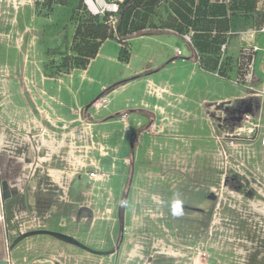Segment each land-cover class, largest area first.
Returning <instances> with one entry per match:
<instances>
[{
	"label": "rangeland",
	"instance_id": "rangeland-1",
	"mask_svg": "<svg viewBox=\"0 0 264 264\" xmlns=\"http://www.w3.org/2000/svg\"><path fill=\"white\" fill-rule=\"evenodd\" d=\"M21 3L0 1V177L14 190L4 205L8 244L60 224L75 240L108 245L110 250L100 252L114 254H89L53 236L26 238L13 247V264L54 259L70 264L62 253L75 256L79 264H264V73L259 77L256 52L248 80L247 56L241 51L224 54L229 59L220 75L212 66L196 65L197 72L201 68L213 74L225 87L221 100L226 101L210 95L208 102L206 94H199L203 82L197 79L189 117L177 127H162L140 111L130 113L136 102L114 120L96 123L90 107L63 102V94L75 90L77 77L91 62L81 57L89 48L82 0ZM163 6L148 20L159 24L165 19ZM242 33L230 30L224 44ZM114 40L119 58L114 59L112 80L89 105L96 109L110 102V87L124 94L125 86L132 85L138 93L139 83L131 82L145 74L139 63L130 65V45ZM127 92L133 95L131 89ZM164 138L168 145L161 148ZM196 148L200 153L195 154ZM70 152L80 164H70ZM76 182L83 186L75 193ZM85 209H93L94 216ZM34 217L41 228L47 218V228H35ZM123 241L127 254L121 249L118 256Z\"/></svg>",
	"mask_w": 264,
	"mask_h": 264
},
{
	"label": "crops",
	"instance_id": "crops-1",
	"mask_svg": "<svg viewBox=\"0 0 264 264\" xmlns=\"http://www.w3.org/2000/svg\"><path fill=\"white\" fill-rule=\"evenodd\" d=\"M231 30H242L243 33L237 41L233 40L228 45L227 53L237 55L246 46L255 47L257 56L256 69L258 74L260 75L259 77H262L264 73V33L261 32L259 33L260 35L257 32L252 33L250 27H248V25L242 19H236V22H233ZM21 43L22 40L18 42V48H21ZM128 43L132 48V56L129 61L130 65L139 63L140 66L138 67V69L141 70V73L145 74L136 77V81H133V79L135 78H131L129 80L118 82L112 85V87L121 84L124 85L131 81H133L131 82V84H134V82H138V85L140 87L138 93L133 88H130L132 87V85L129 87L125 86L126 92L124 94H121L116 90H112L113 88L110 87V102L108 101L109 103L106 107H103L102 109H96L95 105L89 106L100 95L101 86H105L109 83L110 80H112L111 75L113 74L116 68V63L114 59L115 57L119 58V44L114 39H108L100 46L96 57L91 60L87 70L82 71V73L79 74V76L77 77L78 81L77 83H75V90L73 92L63 94V102L66 105H69L68 101L72 102L70 103V105H75V103L80 102L81 104H84L85 110L90 107V117H94L95 120L97 119L98 121H96V123L104 122L110 118H112L111 120H114L115 118L113 117L115 115L127 111L129 103L136 102L138 106L130 108V113L140 111L146 113L149 116H154L155 122H159V125L162 127H177L180 125V123L185 122L184 119L187 120V118L189 117V114L191 112L190 103L194 101L195 95L198 93L197 79L203 82V91H200L199 94H206L207 99H209V101L204 99L205 103L206 101L211 102L209 98L210 95L219 96L220 101L218 102L226 101L221 100L222 94L225 91V87L220 84L219 80L213 78V74L207 73L201 68H198V72L196 71V65L200 66L199 61L197 59L196 51L190 44L185 41L183 36H180L170 30L146 29L140 35L129 39ZM115 44L118 46V49L115 47ZM178 52H180L181 54L178 55ZM258 63L260 64L258 65ZM216 77L221 78L217 75ZM256 80L257 78L255 76V81ZM68 87L69 84L66 83L65 88H67V91ZM88 87H94L95 90H86ZM128 89H131V93H133L131 97L129 96L131 94L127 92ZM153 90L155 92H153ZM169 105L171 109L167 108ZM203 109L204 108H202V115L206 114L205 110ZM169 112L171 113L172 117H168V115L166 114ZM142 119L146 121V117H143ZM154 120L151 121L154 122ZM96 123H94V125ZM168 141L169 138L161 139V142H159L161 148L164 147L162 146L163 144H165L166 147L168 145ZM195 151V154L200 153L198 148H196ZM71 181H74V176L71 178ZM77 182L73 187V192L75 193L82 189L83 186L82 183ZM58 187L59 189H64V191H66L67 189L61 185H59ZM63 193H65V197L67 198H64L62 200H64V202H67L68 194L67 192ZM86 204L88 209H90V207H93V203L91 201L87 202ZM31 205L35 207L36 200H34V203ZM88 209H85V211L88 212L87 214L93 217V209ZM51 213L53 212L51 211ZM36 217H34L33 220L40 221V219ZM86 217L88 218V216ZM45 220L47 222V218ZM95 221L96 219L93 220V225ZM46 222L45 224L43 223L44 226L41 229L47 228ZM59 226L64 225L59 224ZM59 226L49 228L48 231L62 233L74 239L77 238L74 234L62 231ZM45 237L50 236H33L29 237V239H39ZM80 242L89 246V248L91 247V249L96 251L110 250V247L108 245L107 247H103L99 245L94 246L93 244H89L84 241ZM118 246V256H120L123 252L124 253L122 255H126L127 253L125 250L127 248V245L125 241H123V243L121 245L119 244ZM121 249L122 252L120 253ZM30 250L32 251L33 248H31ZM66 251L73 253V251L69 248H67ZM59 256L61 258H64L65 260H68L70 264H73L72 259L74 260V264L75 262L76 264L80 263L79 259H75V256L74 258L71 255L65 253H62ZM41 258L42 257H38L36 258V260ZM83 258L85 257H80V259ZM98 263V261L94 262L93 260H91V262H89L88 264Z\"/></svg>",
	"mask_w": 264,
	"mask_h": 264
},
{
	"label": "trees",
	"instance_id": "trees-1",
	"mask_svg": "<svg viewBox=\"0 0 264 264\" xmlns=\"http://www.w3.org/2000/svg\"><path fill=\"white\" fill-rule=\"evenodd\" d=\"M162 5L166 7L162 11L165 19L159 24L152 23L148 20L149 16L159 11ZM84 13L88 17L83 24L84 39L88 41L85 47L89 45V48L81 57L88 61L87 64L108 39H117L126 45L129 39L146 29H161L180 36L189 35L199 64L205 69L212 66L218 75L223 74V64L229 59L222 57L220 48L226 36L230 35L234 20L240 17L252 28L264 27V0H130L121 8L116 30L111 28L106 18ZM212 50L216 56H213ZM252 52L241 50V55L247 56L246 73L252 61Z\"/></svg>",
	"mask_w": 264,
	"mask_h": 264
},
{
	"label": "built area",
	"instance_id": "built-area-1",
	"mask_svg": "<svg viewBox=\"0 0 264 264\" xmlns=\"http://www.w3.org/2000/svg\"><path fill=\"white\" fill-rule=\"evenodd\" d=\"M2 1V0H0ZM20 1V5L21 0ZM130 0H82V5H83V9L86 13H88L91 16H98L100 18H106L107 23L111 26L112 29L116 30L118 23H119V16L121 13V8ZM250 30L252 31V33H256L257 30L252 28L251 26ZM259 31H261L262 33H264V27L261 28ZM185 41L191 45V38L189 35H185L183 36ZM228 49V44H223L220 48V53L222 54V57H224V54L227 52ZM244 50L248 51L251 50L253 52H256V48L253 46H246L243 48ZM178 54L180 55L181 53L178 52ZM253 67H254V60H252L250 62V64L248 65V70H247V75L245 76V79H250L252 78L253 75ZM218 75V74H217ZM102 103L105 104L107 103L106 99L102 100ZM262 145L264 146V139L262 140ZM71 154V152H70ZM74 152H72V154L70 155V164L72 166H76L78 164H80V162H78V160L76 159V157H74ZM91 177L96 178L97 175L96 174H91ZM40 221L38 220H33V225H35V228H41L40 227ZM11 255V254H10ZM9 255V263L13 264L12 260H11V256ZM54 260H45V261H36L33 264H54Z\"/></svg>",
	"mask_w": 264,
	"mask_h": 264
},
{
	"label": "water",
	"instance_id": "water-1",
	"mask_svg": "<svg viewBox=\"0 0 264 264\" xmlns=\"http://www.w3.org/2000/svg\"><path fill=\"white\" fill-rule=\"evenodd\" d=\"M13 197H14V192L11 188L10 182L8 181V179H2L0 177V214L2 213L4 215V205L7 201L11 200ZM41 235L53 236L59 238L93 255L108 256L114 254V252L95 251L68 235L58 232L48 231V230H36L23 234L20 236V238H18V240L14 243L13 246H10L8 244V236H7V229L5 222L4 220L2 221L0 220V264H10L9 255L11 254V251L16 243L29 237L41 236ZM54 264H61V263L55 261Z\"/></svg>",
	"mask_w": 264,
	"mask_h": 264
},
{
	"label": "bare ground",
	"instance_id": "bare-ground-1",
	"mask_svg": "<svg viewBox=\"0 0 264 264\" xmlns=\"http://www.w3.org/2000/svg\"><path fill=\"white\" fill-rule=\"evenodd\" d=\"M0 141H1V140H0ZM36 163H37V162H36ZM27 168H29V167L27 166ZM31 169H32V168H31ZM31 169H30V170H31ZM10 185H11V184H10ZM11 188H12V190H13V187H12V186H11ZM13 192H14V190H13ZM0 220H1V221L3 220V214H2V213L0 214Z\"/></svg>",
	"mask_w": 264,
	"mask_h": 264
},
{
	"label": "flooded vegetation",
	"instance_id": "flooded-vegetation-1",
	"mask_svg": "<svg viewBox=\"0 0 264 264\" xmlns=\"http://www.w3.org/2000/svg\"><path fill=\"white\" fill-rule=\"evenodd\" d=\"M36 231V230H35ZM58 262V261H57Z\"/></svg>",
	"mask_w": 264,
	"mask_h": 264
}]
</instances>
